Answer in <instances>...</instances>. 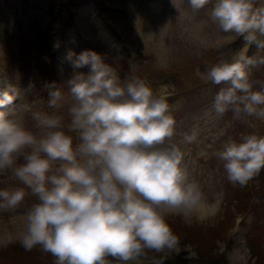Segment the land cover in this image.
<instances>
[{
	"label": "clouds",
	"instance_id": "1",
	"mask_svg": "<svg viewBox=\"0 0 264 264\" xmlns=\"http://www.w3.org/2000/svg\"><path fill=\"white\" fill-rule=\"evenodd\" d=\"M206 2L191 0L196 9ZM211 20L246 41L231 61L197 69L205 83L223 85L211 111L218 118L231 111L243 124L264 120V92L253 90L246 71L264 65V56L247 55L252 43L264 50V7L218 0ZM68 59L77 69L72 77L45 86L51 114L34 110L43 100L15 105L21 95L15 89L0 94V109H7L0 111V177L24 186L0 189V211L18 209L27 189L36 202L23 215L19 242L26 251L50 253L55 264H106V257L126 264L149 250L173 249L178 238L167 217L195 214L205 194L172 143L176 121L167 97L138 77L121 81L95 51ZM84 67L90 70L78 71ZM65 107L67 120L57 114ZM29 113L39 134L23 123ZM196 140L195 129L183 135L185 144ZM214 156L228 181L244 187L264 169V136H228Z\"/></svg>",
	"mask_w": 264,
	"mask_h": 264
},
{
	"label": "rangeland",
	"instance_id": "2",
	"mask_svg": "<svg viewBox=\"0 0 264 264\" xmlns=\"http://www.w3.org/2000/svg\"><path fill=\"white\" fill-rule=\"evenodd\" d=\"M119 1L128 8L121 15L131 23L127 26L130 38L119 34L130 50L128 54L107 49L100 41L104 32L91 16L93 0H68L65 28L71 40L61 58L55 40V23L61 17L58 0H0V83L3 79L7 82L4 92L22 91L15 105L43 100L34 110L51 114L56 110L47 107L45 86L65 85L77 71L69 53L78 56L85 51L101 55L121 81L131 77L143 80L154 94L167 97L176 121L172 143L180 147L183 165L205 194L202 206L212 209L202 216L199 210L188 217L169 215L167 222L178 238L177 245L160 252L146 251L126 264H264V169L246 186L233 185L223 162L214 156L228 136L238 138L248 132L264 136V120L248 117V123L243 124L231 111L218 118L211 105L223 85L205 83L196 74L197 69L206 72L221 61H231L245 46L244 36L225 33L211 20L218 0H207L198 9L191 0H176L177 5L173 0ZM262 7L264 0H253L254 10ZM79 11L86 32L78 25ZM115 30H110L111 34ZM257 55L264 56V50L260 52L255 44L249 57ZM246 71L253 90L264 92V65L248 66ZM57 114L67 120L66 107ZM23 123L40 133L30 113L24 115ZM193 129L197 131L196 142L185 144L183 135ZM15 187L24 186L10 175L0 177V189ZM26 192L18 209L0 211V264H55L50 253L39 247L26 251L19 242L23 215L36 202ZM105 259L106 264H125L112 257Z\"/></svg>",
	"mask_w": 264,
	"mask_h": 264
},
{
	"label": "bare ground",
	"instance_id": "3",
	"mask_svg": "<svg viewBox=\"0 0 264 264\" xmlns=\"http://www.w3.org/2000/svg\"><path fill=\"white\" fill-rule=\"evenodd\" d=\"M117 1H119V0H93V8H91V12H90L91 16L97 22L99 28L102 30V32H104V34L111 35V33H109V30H111V29L115 30V28H116L118 31H116V30L115 31H116V33L119 32L118 35L123 32L122 34H124V36L129 35V38H130V36H131L130 31L128 30V27H127V26L131 25L130 20L124 18V16L121 15L122 13L126 12L125 9H128V8H126V6L124 4L120 5V3H117ZM58 3L60 4L59 9L61 12V17H60V21H57L55 23V33H56L55 40H56V47L58 48L59 53H60V57L62 58L63 55L65 54V50L67 49V47L68 46L70 47L69 42L71 40V39L69 40L68 31L65 29V24H66L67 18H68V16H66V14L68 13L67 12L68 0H58ZM127 3H128V1H127ZM103 7L105 8L104 11L102 10V9H104ZM2 12H3V10H2ZM80 14L81 13L79 11V14L77 17L78 25L81 27L82 32H85L84 25H81V23H80V17H79V16H81ZM126 30H128V31H126ZM119 39L121 40V38H119ZM128 41H130V40L128 39ZM120 42L118 41V45H121L122 48H126L125 45L121 44L122 42L121 43ZM254 45H255V43H252L251 45H249L248 51H247L248 56L252 54V51L254 50ZM132 47H133V45H132ZM211 209H212V207L207 210L206 206H201L199 209L201 216L203 214L209 213L211 211Z\"/></svg>",
	"mask_w": 264,
	"mask_h": 264
},
{
	"label": "trees",
	"instance_id": "4",
	"mask_svg": "<svg viewBox=\"0 0 264 264\" xmlns=\"http://www.w3.org/2000/svg\"><path fill=\"white\" fill-rule=\"evenodd\" d=\"M259 175H260V173H259ZM206 245V244H205ZM201 254H203V253H201ZM217 264V263H216ZM219 264V263H218Z\"/></svg>",
	"mask_w": 264,
	"mask_h": 264
}]
</instances>
